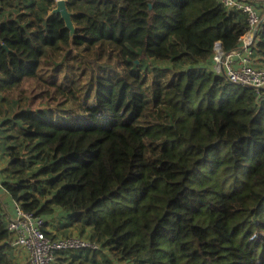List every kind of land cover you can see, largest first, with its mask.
<instances>
[{"label":"trees","instance_id":"trees-1","mask_svg":"<svg viewBox=\"0 0 264 264\" xmlns=\"http://www.w3.org/2000/svg\"><path fill=\"white\" fill-rule=\"evenodd\" d=\"M65 4L74 32L55 0H0L2 189L98 245L54 264H264V89L213 69L246 15L217 0ZM252 58L264 68V23ZM7 218L0 198V264H18Z\"/></svg>","mask_w":264,"mask_h":264},{"label":"built area","instance_id":"built-area-1","mask_svg":"<svg viewBox=\"0 0 264 264\" xmlns=\"http://www.w3.org/2000/svg\"><path fill=\"white\" fill-rule=\"evenodd\" d=\"M56 2L62 0H55ZM228 10L246 15L250 31L242 38L239 50L225 55L217 44L213 69L218 75L237 85L264 89V68L258 67L252 58V46L264 23V0L252 3L248 0H217ZM0 179V188H2ZM12 217L8 213V228L12 234L10 245L28 253V264H54L56 254L63 251L95 250L97 243L79 236L51 238L46 235V219L26 212L13 202Z\"/></svg>","mask_w":264,"mask_h":264},{"label":"crops","instance_id":"crops-1","mask_svg":"<svg viewBox=\"0 0 264 264\" xmlns=\"http://www.w3.org/2000/svg\"><path fill=\"white\" fill-rule=\"evenodd\" d=\"M4 166H5V158L3 154L0 152V171L3 169ZM0 177H1V173H0ZM0 198L5 206L6 213H8L10 217H12V214H13L12 201L9 199V197H7L5 191L2 188H0ZM62 223H63V220L60 221L58 225L57 224L52 225L51 229H50V226L47 227L46 230L53 235L52 238H62V237L64 238L65 236L67 237V235H71L70 233H73L72 235L76 234L75 228L73 227H69L70 228L69 231H71L69 234H67L68 232L67 226H66L67 228L64 231H62L61 227L62 225L65 224V223L63 224ZM15 252H16V260L18 264H28V253L25 250L18 249Z\"/></svg>","mask_w":264,"mask_h":264},{"label":"water","instance_id":"water-1","mask_svg":"<svg viewBox=\"0 0 264 264\" xmlns=\"http://www.w3.org/2000/svg\"><path fill=\"white\" fill-rule=\"evenodd\" d=\"M54 13L61 14V16L66 20L67 26L72 29V32H74L73 24L71 21V14L67 10L65 0L57 2V8L55 9ZM218 46L222 50L221 43H219Z\"/></svg>","mask_w":264,"mask_h":264},{"label":"rangeland","instance_id":"rangeland-1","mask_svg":"<svg viewBox=\"0 0 264 264\" xmlns=\"http://www.w3.org/2000/svg\"><path fill=\"white\" fill-rule=\"evenodd\" d=\"M216 55H217V52H216ZM4 156V155H3ZM5 162H6V160H5ZM58 221L60 222V221H62L63 220V223H65L64 225H62V227H61V230L62 231H64L67 227H68V225L70 224V222H71V220H70V218L69 217H67V216H64V215H61V216H59L58 217ZM62 223V224H63ZM68 224V225H67ZM50 225V229L52 228V224H49ZM67 226V227H66ZM68 229V232H67V234H69L71 231H69L70 230V228L68 227L67 228ZM88 231V230H87ZM76 232V231H75ZM89 233H91L90 231H88ZM85 233V234H82V233H80V230H79V233H76L78 236H82V235H84V236H90V234L89 233ZM71 235H67V236H72V234L73 233H70ZM76 234H74L75 236H77ZM66 237V236H65Z\"/></svg>","mask_w":264,"mask_h":264}]
</instances>
